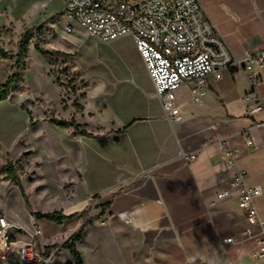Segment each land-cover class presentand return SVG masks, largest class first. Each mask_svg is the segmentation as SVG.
<instances>
[{
  "label": "crops",
  "instance_id": "crops-1",
  "mask_svg": "<svg viewBox=\"0 0 264 264\" xmlns=\"http://www.w3.org/2000/svg\"><path fill=\"white\" fill-rule=\"evenodd\" d=\"M44 1L0 0V24L34 28L27 25L32 19L29 10ZM199 2L234 56L264 49V0ZM142 63L147 92L140 110L120 112L108 126L100 124L104 130L96 136L75 140V147L84 151L87 168L80 171L77 165L80 177L74 182V205L62 210L75 216L62 225L36 220L19 189L7 185L4 175L0 214L26 231L39 228L44 234L51 225L65 227L59 234L68 238L91 221L77 243L79 252L80 243L89 239L115 264H254L257 244L250 233L257 228L248 222L236 194L217 199L216 193L228 187L235 170L245 171L246 184L263 189L256 207L264 214V110L250 114L252 108L264 105V78L254 89L243 71L209 76L200 85L197 103L191 96L194 84H185L172 94L180 113L170 119ZM103 111L100 108L92 118ZM246 135L253 145L243 148L232 168L222 140L243 147ZM182 151L195 152L197 157L189 163L181 161ZM78 185L85 190L79 191ZM16 189L24 203V219L10 207V194ZM95 195L111 197L105 213L95 209L90 219L82 209L67 211ZM26 238L18 232L11 249L0 253V264H21L18 248Z\"/></svg>",
  "mask_w": 264,
  "mask_h": 264
},
{
  "label": "rangeland",
  "instance_id": "rangeland-1",
  "mask_svg": "<svg viewBox=\"0 0 264 264\" xmlns=\"http://www.w3.org/2000/svg\"><path fill=\"white\" fill-rule=\"evenodd\" d=\"M29 16L32 19L27 25L33 24L34 28L30 27L33 40L25 60L27 68L22 73L23 91L0 101V177L11 162L32 208L52 212L74 205V182L77 175L80 177L78 169L86 171L87 160L84 151L75 147L76 138L85 135L53 125L50 119H74L96 136L104 130L100 124L108 126L120 112L140 110L147 90L143 63L131 35L111 42L101 41L69 17L64 0H46L32 6ZM41 18L44 20L37 23ZM3 24L0 28L13 32L0 35V47L12 57L0 58V87L16 72L17 44L27 29L20 23ZM37 48L53 53L57 65L50 64ZM70 76L76 77L75 90ZM75 102L84 106L83 112L76 111ZM100 108L104 111L92 118ZM78 187L79 191L85 190V186ZM16 192L17 189L10 194V207L22 217L24 203ZM109 199L110 196H92L67 211L82 209L84 216L91 219L94 210H104L103 205ZM64 228L51 225L44 234L39 228L31 231L23 228L14 231L12 240L20 232L27 237L24 243L33 242L47 258L53 254L52 264H68L73 255L62 247L68 239L59 234ZM36 231L39 233L32 236ZM80 254L84 264L114 263L105 251L92 247L89 239L80 243Z\"/></svg>",
  "mask_w": 264,
  "mask_h": 264
},
{
  "label": "built area",
  "instance_id": "built-area-1",
  "mask_svg": "<svg viewBox=\"0 0 264 264\" xmlns=\"http://www.w3.org/2000/svg\"><path fill=\"white\" fill-rule=\"evenodd\" d=\"M65 11L75 23L103 42L124 35L133 37L156 95L170 119L180 113L172 94L185 84H194L191 96L197 103L201 100L200 85L209 76L228 70L243 71L254 89L264 78V49L247 52L240 58L234 56L199 0H65ZM262 110L264 105L252 108L250 114ZM252 145L249 135L245 136L243 147L223 139L230 167L236 166L243 148ZM196 157L195 152L182 151L179 159L189 163ZM246 179L245 171L235 170L228 187L219 190L216 198L226 199L236 194L248 222L257 228L250 233L257 244L254 264H264V214L256 207L263 189L260 185H247ZM20 229L6 214H0V253L11 249L14 231ZM53 256L42 255L33 242L18 248L21 264H52Z\"/></svg>",
  "mask_w": 264,
  "mask_h": 264
},
{
  "label": "trees",
  "instance_id": "trees-1",
  "mask_svg": "<svg viewBox=\"0 0 264 264\" xmlns=\"http://www.w3.org/2000/svg\"><path fill=\"white\" fill-rule=\"evenodd\" d=\"M12 32L13 31L11 29L0 28V35L2 34L12 35ZM32 40H33V29L27 28L24 31V33L21 35V39L17 44L16 72L8 78L7 82L3 86L0 87V101H4L8 99L16 91H20V92L23 91L24 81L22 79V73L27 68V63H25V60L29 56V47ZM37 50L49 60L50 64H52L53 66L57 65V60L55 59L53 53L39 48H37ZM11 57H12L11 53L6 51L4 48L0 47V58L8 59ZM65 74H68L67 71H65ZM69 80L72 82V90H75L76 77L70 76ZM73 106L77 112L84 111V106L77 102L73 103ZM50 123L59 127L71 128L73 129V133L79 132L80 134L88 137L94 136L93 133L87 131L85 125L76 122L74 119L65 120V119H58L56 117H52L50 119ZM31 124L34 125L35 123L32 122ZM4 180L14 184L19 189L27 209L36 220H46L48 222L57 225H62L67 219H70L73 216H75V214L66 215L62 210H55L52 212L34 211L30 203L29 196L24 189L20 175L18 174L17 169L11 162H8V164L6 165ZM95 197H99V195H95ZM103 206H104L103 213H105L108 204H104ZM90 224H92L91 221L85 222L76 233L71 235L68 238V240L63 243L62 247L70 250L74 258V261L68 264H84L83 258L77 248V243L82 240L85 228L87 225Z\"/></svg>",
  "mask_w": 264,
  "mask_h": 264
}]
</instances>
